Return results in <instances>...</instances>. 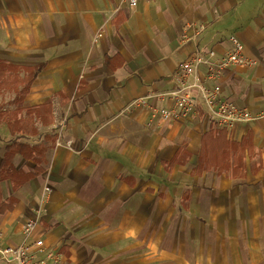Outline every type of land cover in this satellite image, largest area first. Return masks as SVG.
Segmentation results:
<instances>
[{
	"label": "crops",
	"instance_id": "1",
	"mask_svg": "<svg viewBox=\"0 0 264 264\" xmlns=\"http://www.w3.org/2000/svg\"><path fill=\"white\" fill-rule=\"evenodd\" d=\"M231 36L256 65L227 71L223 98L263 113L264 0H0V60L43 65L23 107L50 101L53 115L21 138L0 122V161L10 139L44 148L39 177L16 192L0 183L18 201L0 213V255L24 242L19 216L40 206L33 235L59 264H264V118L221 130L250 142L240 169L196 173L202 136L219 130L205 115L149 124L146 111L126 110L172 90L180 62L228 52ZM13 166L28 173L35 162L16 155Z\"/></svg>",
	"mask_w": 264,
	"mask_h": 264
},
{
	"label": "built area",
	"instance_id": "2",
	"mask_svg": "<svg viewBox=\"0 0 264 264\" xmlns=\"http://www.w3.org/2000/svg\"><path fill=\"white\" fill-rule=\"evenodd\" d=\"M129 7H136L139 0H123ZM152 3L157 0H145ZM204 26L199 29L203 30ZM104 31H101L99 36ZM230 49L218 55L214 50L199 53L177 65L174 81L175 87L153 97H140L128 103L126 110L139 108L148 114V122L158 124H187L199 120L205 115L209 124L219 130L231 132L237 126L247 124L255 119H263L264 112L254 114L246 108L224 99L220 80L232 68H247L256 65V62L247 58L243 53L241 42L234 36L228 39ZM203 69V74L200 73ZM157 100L163 106H157ZM70 147V143H67ZM50 193L44 188L42 200ZM41 200V201H42ZM24 242L13 249H5L0 259L9 264H59L60 255L48 248L45 241L35 237L34 231L40 220V211L35 216L24 218Z\"/></svg>",
	"mask_w": 264,
	"mask_h": 264
},
{
	"label": "trees",
	"instance_id": "3",
	"mask_svg": "<svg viewBox=\"0 0 264 264\" xmlns=\"http://www.w3.org/2000/svg\"><path fill=\"white\" fill-rule=\"evenodd\" d=\"M108 61L107 59L106 62ZM42 66H19L0 60V98L6 92L14 96V109L0 110V122L7 125L12 136L19 135L20 138L36 136L35 123L37 121L43 126H49L53 122L50 101L33 107H23L24 99ZM59 98L61 104L64 105L66 98L62 94ZM250 148L251 145L247 138H242L240 142H231L224 131L209 129L202 136L196 173L227 169L231 164L234 170H238L242 166L245 150L247 149L249 153ZM43 153L44 148L41 146H30L27 143L16 141L6 144L0 161V183L9 182L11 192H16L25 183L39 177L44 172L40 163ZM16 155H20L26 161H34L33 171L26 173L16 170L13 166V159ZM17 202L13 196L4 200L0 187V213L11 211Z\"/></svg>",
	"mask_w": 264,
	"mask_h": 264
},
{
	"label": "rangeland",
	"instance_id": "4",
	"mask_svg": "<svg viewBox=\"0 0 264 264\" xmlns=\"http://www.w3.org/2000/svg\"><path fill=\"white\" fill-rule=\"evenodd\" d=\"M2 98H1V100H0V110H12V109H14V104H13V94L12 93H9V92H6V93H4L2 96H1ZM23 140V139H22ZM13 140L12 139H10L9 141H7L6 143H10V142H12ZM24 141H26V142H31V143H33L34 142V140H25L24 139ZM1 151H2V149H0ZM45 187H48L49 188V190L51 191V187H50V185H47V184H43L41 187H40V199H39V203H40V201L42 200V196H43V191H44V188ZM45 199H46V196H45ZM44 199V200H45ZM46 201V200H45ZM38 212V211H40V216H41V214H42V211H41V209H40V206H38L37 208L35 207L34 208V210H33V212Z\"/></svg>",
	"mask_w": 264,
	"mask_h": 264
}]
</instances>
